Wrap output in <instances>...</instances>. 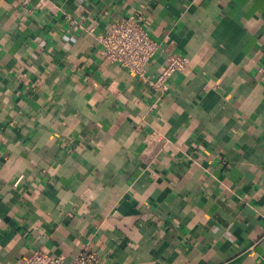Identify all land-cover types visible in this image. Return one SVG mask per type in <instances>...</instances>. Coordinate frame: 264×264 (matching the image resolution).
<instances>
[{
    "label": "crops",
    "instance_id": "1",
    "mask_svg": "<svg viewBox=\"0 0 264 264\" xmlns=\"http://www.w3.org/2000/svg\"><path fill=\"white\" fill-rule=\"evenodd\" d=\"M189 58L164 93L99 37ZM264 264V0H0V264Z\"/></svg>",
    "mask_w": 264,
    "mask_h": 264
},
{
    "label": "built area",
    "instance_id": "2",
    "mask_svg": "<svg viewBox=\"0 0 264 264\" xmlns=\"http://www.w3.org/2000/svg\"><path fill=\"white\" fill-rule=\"evenodd\" d=\"M105 58L126 70L139 75L158 92L164 93L169 79L177 72L184 71L189 58L170 54L162 72L147 78L146 66L159 50V45L151 38L142 24V18H131L113 22L107 32L99 37ZM100 257L88 246L82 245L76 257L69 264H99ZM23 264H63L62 261L43 251H36L25 258Z\"/></svg>",
    "mask_w": 264,
    "mask_h": 264
}]
</instances>
